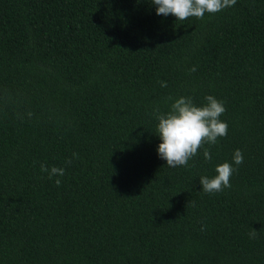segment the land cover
I'll return each mask as SVG.
<instances>
[{"label":"trees","instance_id":"1","mask_svg":"<svg viewBox=\"0 0 264 264\" xmlns=\"http://www.w3.org/2000/svg\"><path fill=\"white\" fill-rule=\"evenodd\" d=\"M208 95L227 136L168 167L157 115ZM0 264H264V0H0Z\"/></svg>","mask_w":264,"mask_h":264},{"label":"clouds","instance_id":"2","mask_svg":"<svg viewBox=\"0 0 264 264\" xmlns=\"http://www.w3.org/2000/svg\"><path fill=\"white\" fill-rule=\"evenodd\" d=\"M236 2L237 0H151L156 6L157 15L165 17L173 15L177 21L190 17L202 19L206 12L214 14L235 5ZM190 71L195 72L196 68L193 67ZM161 86L166 87V82H161ZM205 99V105L196 106L191 97L181 96L172 103L171 110L166 115H157L159 121L157 132L162 141L157 151L160 158L166 160L168 167L187 166L188 161L206 142L216 144L219 137L227 136L228 124L220 119L226 111L224 102L212 95ZM73 156L77 154L73 153ZM204 157L206 160L211 159L208 149L204 150ZM233 162L237 166L244 162L242 150L237 149L234 152ZM67 163L70 164L71 160ZM40 167L42 172L48 173L49 178L63 177L66 171L65 168L56 166L49 169L45 164H41ZM236 170L233 163L224 162L217 165L215 169L217 174L214 177H200L202 190L208 194H215L230 188V178ZM61 183V179L55 180L57 186ZM257 236L258 231L252 228L249 238L255 239Z\"/></svg>","mask_w":264,"mask_h":264}]
</instances>
